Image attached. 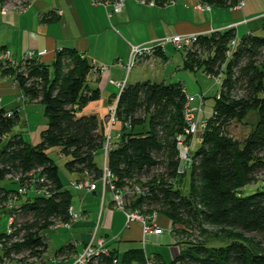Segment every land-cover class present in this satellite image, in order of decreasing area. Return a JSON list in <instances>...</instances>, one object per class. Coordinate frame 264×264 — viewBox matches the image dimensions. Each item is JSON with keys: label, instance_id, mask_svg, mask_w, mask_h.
<instances>
[{"label": "trees", "instance_id": "trees-1", "mask_svg": "<svg viewBox=\"0 0 264 264\" xmlns=\"http://www.w3.org/2000/svg\"><path fill=\"white\" fill-rule=\"evenodd\" d=\"M167 1L157 0L161 6ZM201 1L228 6L241 0ZM235 36V30L201 35L190 52H182L184 70L203 69L208 76L222 77L213 115L207 116L203 143L196 147L194 161L184 174L178 172L175 142L185 126L187 98L181 82L127 84L118 101L121 137L113 142L108 167L119 189L141 185L146 190L145 195L129 196L133 208L157 212L171 220L174 241L178 239L176 234L180 236L191 228L233 230L258 238L254 244L232 239L226 245L210 247L206 233L205 239L195 244L176 241L182 250L170 264H264V189L243 194L244 188L258 182L264 169V30L261 35L241 38L228 57ZM7 66L0 62L1 76H13L28 102H41L47 126L36 145L21 135L10 138L0 150V182L12 175L29 183L28 175L35 174L36 188L48 187L49 196H28L17 213L20 227L11 237L0 234V240L6 238L1 264L26 253L41 258L48 251L44 233L54 223L69 218L73 194L65 188L60 165L51 153L66 159L65 170L77 180L85 174L99 180L103 165L97 157L104 156L107 134L96 115H81L87 104L100 99V91L88 85L92 65L82 54L63 49L52 65L31 59L19 63L22 70ZM15 114L9 117L5 107L0 108V142L15 127ZM250 114L258 118L256 129L244 143L234 140L227 127L233 121L245 122ZM41 178L48 184L41 183ZM16 188L0 186V207L17 192ZM73 251L74 247L67 245L57 253L63 256ZM112 255L118 264L147 261L142 249L131 250L120 259Z\"/></svg>", "mask_w": 264, "mask_h": 264}, {"label": "crops", "instance_id": "crops-1", "mask_svg": "<svg viewBox=\"0 0 264 264\" xmlns=\"http://www.w3.org/2000/svg\"><path fill=\"white\" fill-rule=\"evenodd\" d=\"M197 3L198 0H176L175 6L151 7L127 0L123 11L115 13L112 6L108 8L95 6L89 0L35 1L25 13L11 12L4 16L0 11V48H4L3 51L9 54L12 61L18 63L23 61L28 52H45L40 61L49 64L54 61L59 51L70 49L82 54L90 63L96 61L108 65L110 67L108 74L100 77L90 74L88 85L91 89L100 91V99L87 104L81 112V115H96L107 130L108 112L119 96V89L112 82L126 78V71L117 66L116 62H128L131 46L146 45L178 34L201 36L216 31L235 30L238 39L246 35L263 34L264 0H248L242 10H232L226 5H211L210 12L198 11L195 7ZM168 46L171 45L166 47ZM166 47L155 56V66L152 67L154 73L149 72L146 75L141 72L133 73L134 68L129 74L127 84L147 80L173 83V80L168 82L166 77L171 72L169 70L171 64L174 67L176 63L171 61L172 57L167 53ZM174 58L176 59V56ZM184 60L185 56L180 61L182 66L178 67L179 70H184ZM140 65L144 69L148 67L145 63ZM172 75V78H176V72H172ZM3 78L4 81L0 82V95L4 102L8 103V105L5 103L7 107L10 105L9 102L14 104L17 101L11 96L14 92L5 89L12 80L9 77ZM95 102L102 103V108L106 112L105 118L102 119L99 109L91 106ZM120 127L117 125L116 131H120ZM58 158L59 164L61 166L63 164L60 168L65 171L70 183L77 180L78 177L66 172L64 168L66 159ZM65 188L69 189L66 185ZM76 193L77 202L74 204L72 200L71 207L82 214L84 219L74 223L69 230L50 228L46 231L44 235L48 240V251L37 264L46 262L72 264L77 253L82 252L89 243L95 244L101 239L106 241L109 249L119 259L131 250L142 249L147 259L146 263L133 264H170L180 255V247L166 229L168 227L166 221L171 222L168 218L161 221L165 228L163 235H150L145 239L139 223L127 226L125 215L114 207L113 196L108 190L104 191L98 186L94 192ZM166 231L169 232L167 235ZM47 232L59 233L56 238L58 246L51 252L52 254H49L50 240ZM67 245H72L74 251L58 256L57 252ZM150 245L154 246L152 251L154 253H151V256L147 254ZM174 246L179 249L171 248ZM55 257L65 259L53 262L52 259Z\"/></svg>", "mask_w": 264, "mask_h": 264}, {"label": "built area", "instance_id": "built-area-1", "mask_svg": "<svg viewBox=\"0 0 264 264\" xmlns=\"http://www.w3.org/2000/svg\"><path fill=\"white\" fill-rule=\"evenodd\" d=\"M35 1H44V0H2L0 1V11L4 16L9 15L11 12L15 13H25L30 5ZM92 5L102 6L108 8L112 6L115 13H121L125 7L127 0H89ZM142 5H148L151 7H156L158 5L157 0H134ZM248 0H241L233 5L229 4L230 8L233 10H242L245 7V4ZM176 0H168L162 6H175ZM196 9L198 11H208L210 12L212 6L206 2L198 0L196 4ZM200 35L189 34L182 35L178 34L176 36L166 37L163 39L155 40L149 44L142 46H131L130 57L127 63L121 61L116 62V65L126 71V78L119 82H112L119 89V96L115 99V104L112 106L108 112V132L106 134L105 146H104V164H103V175L101 179L94 180L88 174H85L79 180H73L70 183L75 191H88L94 192L98 189V186H101L103 190H108L113 196L114 207L123 212L126 217V224L129 226L132 223H139L142 227L143 236L146 239L150 235L160 236L163 235L165 229L161 227L159 222V214L157 212H145L142 209L133 208L129 196H139L145 195L146 190L141 185H136L134 187L119 189L116 185L117 178L111 172L108 167V155L112 150L113 142L117 139H120V131H116L117 125L120 123L117 117V106L121 93L127 86V81L130 72L141 63H145L146 66L154 67L156 62V54L159 51H162L167 45L173 46L176 51L181 52H190V50L196 45L199 41ZM240 43V39L235 36L234 40L230 42L228 48V57H231L235 48ZM45 55L44 53H34L28 52L24 60L36 59L40 61V58ZM82 57H84L82 55ZM0 62L9 63L12 66L19 65L18 62L12 61L9 54L0 50ZM92 65V74L94 76L100 77L109 73L110 67L98 63L96 61L91 62ZM209 78L213 79L212 76ZM221 76L216 78L221 80ZM218 96V95H217ZM220 96H218L219 98ZM186 104L184 106L183 118L185 120V126L175 137L176 148L178 151V159L180 162L179 174H184L188 166H191V163L194 161V154L192 148L194 145H201L203 143V137L208 128V117H205V97L197 98L195 96H190L186 94ZM3 107L2 98H0V108ZM15 113L13 111H7V115L13 116ZM213 115V114H211ZM129 124H126L128 126ZM6 136L3 137L6 138ZM29 183H22L20 177H14L12 175H7L6 178L11 179L16 184L17 192H13L9 200L4 204L3 208H8V227L4 234V237H11L14 235L16 230L20 227L17 223V213L20 212L23 198H27L31 194L40 195L44 194L49 196L48 187L44 186L42 189L36 188L35 174H30ZM5 178V179H6ZM35 181V182H34ZM41 183L48 184L45 178L40 179ZM67 221H59L54 223L51 228L53 229H71L72 225L76 222L83 220L82 214L75 211L73 207L69 209ZM172 235V230L169 231ZM6 238L0 240V253L4 250V243ZM18 241V240H17ZM17 259L19 264H37L41 261V258L29 257L26 253L20 256H13V260ZM64 257H55L53 262L64 260ZM12 261H4L2 264H11ZM107 260H110L107 263ZM1 264V263H0ZM72 264H118V261L112 255V251L107 246L105 240L101 239L97 243H89L82 252L77 253L74 257Z\"/></svg>", "mask_w": 264, "mask_h": 264}, {"label": "rangeland", "instance_id": "rangeland-1", "mask_svg": "<svg viewBox=\"0 0 264 264\" xmlns=\"http://www.w3.org/2000/svg\"><path fill=\"white\" fill-rule=\"evenodd\" d=\"M171 46L166 47L167 53L172 57L171 61L175 62L176 65L173 67L171 64L170 71L167 74V81L170 82L173 80V83H180L181 85L185 88L186 94L190 96H195L197 98H202L203 96L205 97V117L207 115L212 114V107L215 104V95L220 92L221 90V80H217L215 77L213 79L209 78L208 74L204 72V70H198L196 72H189L185 70H179L180 66V61L183 59L184 53L178 52L175 49H171ZM173 55V56H171ZM176 56V59L174 58ZM53 63V62H52ZM52 63H45L46 65H52ZM8 68L11 69H16L18 67L19 70L21 67L19 65L12 66L11 64L8 63ZM179 67V68H178ZM145 74L149 72L154 73V69L152 67H147V69H144L142 65H138V67H135L133 73H139ZM172 72H176V78H172ZM152 73V74H153ZM151 74V75H152ZM10 76V75H9ZM9 81L11 84L8 86H5V89H8L11 91V93L14 92L11 96H14V99L17 101V103H12L9 102L11 106L16 105V108L13 107H5V105L8 103L4 102L2 95H0V98H2L3 102V107L6 108L8 111H15L14 113L17 114V122L13 130L7 135L6 138L0 142V150L7 145L11 137H14L15 135H22L24 140L32 145H36L41 141V132L46 128L47 126V118L44 114V106L41 104L40 101H34V102H28L26 97L24 96L23 92L21 91L19 84L14 80L13 76L9 77ZM4 78L1 76L0 73V82H3ZM170 80V81H169ZM10 93V92H8ZM14 100V101H15ZM13 101V102H14ZM6 103V104H5ZM99 109L100 116L103 118L106 117V112L102 108V103L95 102L94 105H91ZM90 106V107H91ZM17 110V111H16ZM98 111V110H97ZM15 114V115H16ZM22 117V118H21ZM21 118V120H20ZM107 122L106 124L108 125V116L106 118ZM258 124V118L254 114H250L249 118L245 122H240V121H233L228 127L227 130H229L230 135L233 137L234 140H237L238 142L244 143L251 135V133L256 129L255 126ZM107 132H108V127H107ZM197 145H194L192 148V152L196 150ZM54 152V151H51ZM50 152V153H51ZM53 157L57 159L58 164L60 163L59 158H57L55 153H51ZM264 155V154H263ZM97 162L99 163L100 166L104 164V157L99 156L97 157ZM63 163V162H62ZM60 165V164H59ZM60 167H63L60 165ZM67 172V171H66ZM259 179L257 183H253L251 186H248L244 188L243 194L244 195H251L257 190H262L264 189V169L263 171L259 172ZM61 177L64 182V184L73 192L74 198H73V203L76 204L77 202V191H75L72 187H70V181L68 180L65 171L61 168ZM74 177V176H73ZM0 186H4L6 188H15V183L11 180L6 178L5 180L0 182ZM26 198H23L21 202H25ZM9 210L8 208H0V234L5 233L8 227V216H9ZM164 215H161L159 213V222L162 228L163 224H161L162 219L165 220ZM168 224V227L166 228L168 231L173 230L175 227L172 224V221H166ZM165 229V228H164ZM166 231V235L169 233ZM48 233V239L49 241V254H52L51 252L56 249L58 246L56 244V238L58 237L59 233H52V232H47ZM62 233V232H61ZM204 233L207 234L209 241L208 246H221V245H226L228 243H231L232 239L235 240H241L242 242H245L247 245L248 244H254L255 241H257V235L256 234H242L238 231H228V230H208L206 228H196L183 233L182 235L178 236L177 235V242H191L192 244L201 242V240L205 239L204 238ZM211 234V235H210ZM228 234L229 239H226V235ZM180 249L182 250L181 245H178ZM154 246L150 245L147 249V254L151 256V253H154L152 251ZM173 249H179L178 247H171ZM170 249V248H169ZM178 255V254H176ZM48 262H46L47 264ZM11 264H19L17 259H14Z\"/></svg>", "mask_w": 264, "mask_h": 264}, {"label": "bare ground", "instance_id": "bare-ground-1", "mask_svg": "<svg viewBox=\"0 0 264 264\" xmlns=\"http://www.w3.org/2000/svg\"><path fill=\"white\" fill-rule=\"evenodd\" d=\"M13 111V110H12ZM17 111V110H16ZM13 112H15V111H13Z\"/></svg>", "mask_w": 264, "mask_h": 264}, {"label": "water", "instance_id": "water-1", "mask_svg": "<svg viewBox=\"0 0 264 264\" xmlns=\"http://www.w3.org/2000/svg\"><path fill=\"white\" fill-rule=\"evenodd\" d=\"M262 252H264V250H262Z\"/></svg>", "mask_w": 264, "mask_h": 264}]
</instances>
